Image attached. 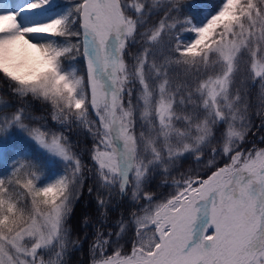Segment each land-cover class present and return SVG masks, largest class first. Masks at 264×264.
<instances>
[{
    "label": "snow or ice",
    "instance_id": "1",
    "mask_svg": "<svg viewBox=\"0 0 264 264\" xmlns=\"http://www.w3.org/2000/svg\"><path fill=\"white\" fill-rule=\"evenodd\" d=\"M85 244L264 264V0H0V264Z\"/></svg>",
    "mask_w": 264,
    "mask_h": 264
},
{
    "label": "trees",
    "instance_id": "2",
    "mask_svg": "<svg viewBox=\"0 0 264 264\" xmlns=\"http://www.w3.org/2000/svg\"><path fill=\"white\" fill-rule=\"evenodd\" d=\"M87 257V247L84 245V255L82 256L80 252H75L71 256V264H79L82 259Z\"/></svg>",
    "mask_w": 264,
    "mask_h": 264
},
{
    "label": "rangeland",
    "instance_id": "3",
    "mask_svg": "<svg viewBox=\"0 0 264 264\" xmlns=\"http://www.w3.org/2000/svg\"><path fill=\"white\" fill-rule=\"evenodd\" d=\"M253 101H254V97H253ZM85 246L87 247V244H85Z\"/></svg>",
    "mask_w": 264,
    "mask_h": 264
}]
</instances>
